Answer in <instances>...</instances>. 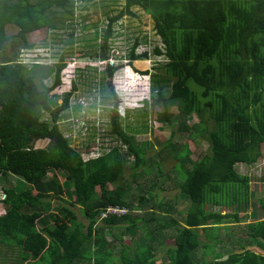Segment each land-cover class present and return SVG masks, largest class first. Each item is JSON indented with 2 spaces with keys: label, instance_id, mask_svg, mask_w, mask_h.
Wrapping results in <instances>:
<instances>
[{
  "label": "trees",
  "instance_id": "obj_1",
  "mask_svg": "<svg viewBox=\"0 0 264 264\" xmlns=\"http://www.w3.org/2000/svg\"><path fill=\"white\" fill-rule=\"evenodd\" d=\"M74 5L75 0H0V174L29 185L21 190L4 183L0 262L10 254L21 264H264V218L242 224L240 211L252 200V179L237 168L258 162L263 154L264 0H125L124 9L110 17L103 47L113 22L132 14V7L152 16L163 43L156 53L166 58L153 99L166 108L176 104L177 112L165 110L164 120L177 119V131L209 144L208 151L193 159L187 144L173 155L171 137L160 143V161L154 162L153 155L147 157V145L124 130L117 107L111 123L120 144L86 159L58 123L77 86L63 103L52 106V92L62 84L66 64H54L55 81L48 85L44 76L50 71L40 73L39 63L30 65L21 58V50L33 46L29 35L55 29L60 11L73 14ZM10 25L17 28L13 34L8 33ZM103 51L96 56L105 60ZM141 56L149 55L132 48L131 58ZM107 69L110 76L117 70L110 63ZM164 86L171 88L170 95ZM46 113L52 120L43 118ZM193 116L198 120L190 124ZM46 139L45 147H36ZM130 159L134 178L155 173L147 190L153 197L141 193L137 201L129 198L125 178ZM171 172L179 191L164 204L154 190L168 178L159 184L157 177H171ZM67 193L73 198L58 211L46 209ZM178 199L189 200L188 209L179 211L181 220L173 214L178 213ZM259 203L264 210V195ZM76 205L82 206L87 223L79 219ZM110 205L127 212L101 218ZM141 221V239L114 253L115 239L123 241L117 229L124 227L133 235ZM238 224L244 226L241 231ZM168 228L173 230L169 235ZM106 233L111 242H104ZM168 237L174 243L167 244Z\"/></svg>",
  "mask_w": 264,
  "mask_h": 264
},
{
  "label": "rangeland",
  "instance_id": "obj_2",
  "mask_svg": "<svg viewBox=\"0 0 264 264\" xmlns=\"http://www.w3.org/2000/svg\"><path fill=\"white\" fill-rule=\"evenodd\" d=\"M124 7L125 0H75L74 13L61 10L62 18L55 29L44 28L29 35L33 46L23 48L21 58L30 65L39 63L40 73L45 74L50 71L48 76H44L45 83L48 85L55 81L54 64L61 61L66 64L62 70V84L52 92V106L63 103L66 93L73 90L74 84L77 86L73 91L69 107L62 112L58 123L71 144L80 150L86 159L102 155L114 145L120 144L117 135L112 132V109L114 107H117L121 116L124 130L130 135H135L138 144L147 145L145 147L147 157L153 155V162L160 161V156L156 155L160 149V143L166 142L171 137L174 141L172 145L174 151L171 152L173 155L178 153L184 144H187L192 152V158L197 159L208 151V142L205 139L194 141L188 137L187 133L177 131V119L164 120V111L168 110L174 115L177 112V105L170 104L166 108L163 101L153 99V96H157L159 87L157 80L164 76V68L160 66H163L162 63L166 61V58L156 53V48L163 47V43L156 32L152 16L138 6L132 7V14L127 13L113 22L112 33L106 47H103L104 34L110 23V17L118 15ZM7 29L9 34L17 31V28L11 25ZM103 48H106L105 60L96 56L97 53L104 54ZM132 48L138 55L147 52L149 56L133 59L130 57ZM108 63L117 68L113 76L107 72ZM111 85L114 88V94ZM153 88L156 90L154 91ZM163 90L166 96L170 95L169 86H164ZM43 118L52 120L48 113L44 114ZM197 120L196 116L190 117L189 123L193 124ZM48 142L47 139L39 140L35 145L45 147ZM262 149L263 154L258 162L251 165L240 163L237 166L240 173L248 174L252 179V200L240 211V214L244 216L243 225L264 218V210L259 203V199L264 195V183L261 181L264 173V144ZM168 160L170 162L171 158ZM132 161L133 159L127 161V177L125 178L130 191L129 198L137 201L141 193L147 197H153L154 193H149L147 190L151 185L150 181L155 178V173L134 178L130 175L129 168ZM169 162H163L166 169L170 167ZM171 173V177L164 174L158 176L159 184L163 179L168 178L166 183L161 184L162 188L154 190L164 204H167V200L173 199V195L179 191L173 179L175 173ZM2 179L7 180L4 175L0 174V185ZM13 181L17 184L19 178H14ZM156 181L157 179L154 182ZM138 184H142V188ZM110 187L114 189L112 185ZM4 194L0 187V197ZM63 197H65L64 201L54 198L46 209L58 211L62 205L73 198L69 193ZM2 203L3 201L0 202V213L3 211L1 210ZM176 205L178 213L173 212V214L181 220L182 214L179 211L188 209L189 200L178 199ZM81 207L76 205L73 208L78 213L79 219L87 223ZM157 209L156 207L155 210ZM216 209L221 210V208ZM232 210L231 207L224 212ZM168 214L171 216V213ZM136 215L142 217L148 216V213L146 215L145 212H137ZM140 224L133 235L125 233L124 227L117 229L123 241L115 239L117 242L114 253H117L123 245H129L141 239L144 223L141 221ZM238 225L237 230L241 231L244 226ZM172 232L173 230L167 229V235ZM105 237L104 242H111L113 239L109 233H106ZM166 243L172 244L174 239L168 237ZM152 244H155V241H152ZM255 248L254 246L253 249ZM157 251L160 257L164 255L163 248L159 245ZM21 263V259L16 260L10 254L3 259L2 263L0 262V264Z\"/></svg>",
  "mask_w": 264,
  "mask_h": 264
},
{
  "label": "crops",
  "instance_id": "obj_3",
  "mask_svg": "<svg viewBox=\"0 0 264 264\" xmlns=\"http://www.w3.org/2000/svg\"><path fill=\"white\" fill-rule=\"evenodd\" d=\"M7 178V180H8V183L11 185V186H18V187H21V188H23V190H25V189H27L28 188V184H26L23 180H21L20 178H19V183H20V185H19V183H15V181H13L14 180V178H18L17 176H11V177H7V176H4V178ZM3 180V179H2ZM7 180L5 181V180H3L2 181V186L0 185V187L3 189V191L5 192V187H4V183H6L7 182ZM2 205H3V208H1V210H3L1 213H0V215H2L3 213H5V206H4V202L2 203Z\"/></svg>",
  "mask_w": 264,
  "mask_h": 264
},
{
  "label": "built area",
  "instance_id": "obj_4",
  "mask_svg": "<svg viewBox=\"0 0 264 264\" xmlns=\"http://www.w3.org/2000/svg\"><path fill=\"white\" fill-rule=\"evenodd\" d=\"M5 197H6V194H4L3 197H0V202L3 201ZM126 212H127V209L125 207H116V206L110 205L109 207L106 208V210L102 212L101 218L107 217L110 213L123 214Z\"/></svg>",
  "mask_w": 264,
  "mask_h": 264
},
{
  "label": "bare ground",
  "instance_id": "obj_5",
  "mask_svg": "<svg viewBox=\"0 0 264 264\" xmlns=\"http://www.w3.org/2000/svg\"><path fill=\"white\" fill-rule=\"evenodd\" d=\"M171 79V78H170Z\"/></svg>",
  "mask_w": 264,
  "mask_h": 264
}]
</instances>
